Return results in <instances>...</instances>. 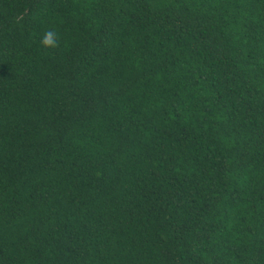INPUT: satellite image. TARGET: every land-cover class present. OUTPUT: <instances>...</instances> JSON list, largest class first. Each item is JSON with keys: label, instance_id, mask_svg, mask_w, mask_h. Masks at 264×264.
<instances>
[{"label": "trees", "instance_id": "obj_1", "mask_svg": "<svg viewBox=\"0 0 264 264\" xmlns=\"http://www.w3.org/2000/svg\"><path fill=\"white\" fill-rule=\"evenodd\" d=\"M0 264H264V0H0Z\"/></svg>", "mask_w": 264, "mask_h": 264}, {"label": "clouds", "instance_id": "obj_2", "mask_svg": "<svg viewBox=\"0 0 264 264\" xmlns=\"http://www.w3.org/2000/svg\"><path fill=\"white\" fill-rule=\"evenodd\" d=\"M41 44L44 47H51V48L59 47L58 34L53 30L46 31V33L42 37Z\"/></svg>", "mask_w": 264, "mask_h": 264}]
</instances>
